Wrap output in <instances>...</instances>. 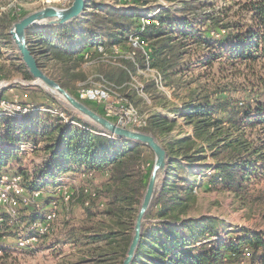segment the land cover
Listing matches in <instances>:
<instances>
[{"label":"trees","instance_id":"obj_1","mask_svg":"<svg viewBox=\"0 0 264 264\" xmlns=\"http://www.w3.org/2000/svg\"><path fill=\"white\" fill-rule=\"evenodd\" d=\"M221 1L223 5L215 6V2L185 0L174 10L166 7L146 14L113 5L101 11L96 9L100 3L90 5L86 0L81 17L63 25L35 27L28 33L27 42L39 66L59 71V76L49 75L63 88L62 79L72 76L83 63H97L96 78L115 87L133 105L139 90L151 93L158 83L178 88L174 76L214 64L220 73L225 65L229 67L228 75H221L228 81L217 83L213 91L199 81L202 72L184 82L188 97L182 107L167 109H181L187 128L183 133L173 134L176 119L156 110L146 115L139 111L147 121L141 130L152 133L163 145L168 167L146 214L131 264H227L244 258L249 264H264V232L232 236L236 231H230L222 237L220 217L189 215L197 203V182L238 189L251 178L264 177V0ZM233 6L237 8L232 10ZM11 11H0V43L5 45L11 43L9 27L25 15L12 16ZM148 14L150 22L142 23ZM133 34L146 42L147 51L129 45ZM125 50L128 55L123 54ZM15 59L12 65L24 79H30L20 58ZM236 66L249 71L253 80L243 71L236 74L242 76L241 82L228 79L237 72L231 70ZM150 69L154 70L150 81L141 87L133 85L134 75ZM4 91L0 89V100ZM40 91L70 123L39 109L53 106L44 103H31L34 109L20 117L17 112L0 114V172L11 162L20 163L21 144L35 147L43 142L36 149H43L46 156L32 173L16 167L28 189L55 186L61 183L59 175L68 172L84 179L73 186L65 207L78 205L80 216L65 212L55 219L50 235L61 229L64 240L89 245L85 250L95 260L100 257L103 264H121L150 173L145 158L153 153L140 143L102 133ZM85 186L94 191V197L84 193ZM95 242L97 246L90 245ZM0 249L7 251L1 245Z\"/></svg>","mask_w":264,"mask_h":264},{"label":"rangeland","instance_id":"obj_2","mask_svg":"<svg viewBox=\"0 0 264 264\" xmlns=\"http://www.w3.org/2000/svg\"><path fill=\"white\" fill-rule=\"evenodd\" d=\"M90 5L92 3L99 4L97 10L105 11L107 5H113L115 7H134L139 11H144L147 13H154L160 8H171L174 10L177 8L181 1L185 0H127L126 2L120 0L118 3H114L113 0H88ZM187 1V0H186ZM197 1H206V2H215V6L223 5L221 0H197ZM72 0H0V11H11V15H23L39 8H42L47 5H52L58 8H63L68 6ZM93 7V6H91ZM237 6H233L232 10H235ZM180 16L182 14L176 13ZM147 16V15H146ZM235 18H239L238 16ZM247 17H245V20ZM127 49V48H126ZM123 54L128 55V51L125 50ZM19 57V54L12 43L2 44L0 43V87L5 85V87L0 89H5L2 101L7 105L6 107H11L12 105H24L31 106V103H44L53 105L43 93L40 91L38 86H26L21 83H12L9 84V81H18V82H28L30 79H24L22 75L16 70L15 66L12 65V61L16 60L15 58ZM98 68L100 65L83 63L81 67L74 72L72 76H67L62 79L66 84V90L69 91L72 95L75 96L77 91L82 87L96 86L102 84L100 80L96 78L98 73ZM235 74L229 76L228 79L237 78L238 82H241L242 76L238 77V71L244 72L247 74L250 80H253L250 72L244 70V67L236 66L235 69H231ZM229 67L225 65L223 73L217 71V64H214L212 68H195L191 72L184 73V76H174L179 87L176 85L165 86L163 84H158L157 89L152 90V95H147L149 93L142 92L139 90V95L136 96L137 99L134 102L136 108L142 114H148L149 108L162 109L165 107L167 109H174L175 107L181 108L183 100H186L188 97V88L184 83L189 80L190 76L194 77L198 73H204L200 78V82L207 85L206 89L208 91H213L216 88L217 83H226L228 80L222 79L221 75H228ZM47 74H54V76H59V71L53 69L52 67H47L45 70ZM141 76L134 75L133 85L141 87L144 81H148L154 75V70L142 71ZM235 81V80H233ZM2 83V84H1ZM195 84L193 83V87ZM189 87V86H188ZM141 97V99H139ZM0 100V101H1ZM31 101V102H30ZM58 102V101H57ZM60 103V102H59ZM91 108L95 110V105L92 102H86ZM63 105V104H62ZM58 108V107H56ZM59 109V108H58ZM0 110H3V106H0ZM60 110V109H59ZM66 115V114H65ZM170 115V116H169ZM168 116L172 119H176L177 124L173 134L183 133L186 131V126L184 125L182 119L179 115H172L171 113ZM67 116V115H66ZM1 132V128H0ZM43 142H39L38 146H42ZM29 147L26 151L27 153L19 161H14L9 163L4 170H11L12 168L16 169L19 167L21 169L29 168L32 172L38 163L31 161V159H37L42 156L41 148L38 147ZM19 164V165H18ZM153 164V156L147 155L145 158V165L149 166L151 169ZM18 165V166H17ZM26 167V168H25ZM194 167H196L194 165ZM200 181V180H198ZM204 182H197V203L195 209L190 212V216L198 217L199 215H212L220 217L223 221V227L220 231L221 236L225 237L227 232L236 231L231 235L234 236L239 233L246 232H264V177L251 178L248 181L243 183L241 188H226L223 185H210L208 181L203 180ZM94 182H97V179H94ZM63 207V206H62ZM63 214L69 212L73 217H79L81 214V209L78 205L71 206V209L68 207L67 210L63 208ZM60 218V217H59ZM62 218V216H61ZM55 229V228H54ZM0 232L4 233L5 244L7 245V251L5 253H0V264H103L95 260L96 256H91L86 252L88 246H84L83 243L78 245L73 244L64 240V232L61 229H56L54 235H50L48 238L42 239L41 242L36 244L32 249H16L14 248L15 240L12 236V229H5L0 227ZM92 246H97L98 242L90 244ZM100 245V244H99ZM118 261L114 264H118ZM104 264H112V262H106ZM227 264H249V259H239L231 260Z\"/></svg>","mask_w":264,"mask_h":264},{"label":"built area","instance_id":"obj_3","mask_svg":"<svg viewBox=\"0 0 264 264\" xmlns=\"http://www.w3.org/2000/svg\"><path fill=\"white\" fill-rule=\"evenodd\" d=\"M150 15L143 18L142 23L148 24ZM129 45L132 48H141L143 51L148 50L146 42L137 34L129 36ZM75 97L84 103H94L101 109V114L104 117L123 127L142 129L147 124L146 118L136 106L120 96L117 89L111 85L102 83L96 86L82 87L77 91ZM0 106H3L0 114L12 115L17 112L18 117L21 113L34 109L29 105H12L4 108L7 105L2 100ZM39 109L58 115L65 122L70 123L65 113L56 107H41ZM29 147L31 148L29 144H21L18 153L24 156ZM26 169L32 173L29 168ZM76 183L72 179L51 188L30 190L22 183V176L18 170L11 169L0 172V227L12 229V236L15 240L14 248L32 249L41 242L43 237L51 234L55 219L64 215L62 210L68 206L73 194V186ZM83 191L91 197L95 195L88 186H85ZM85 204H88V201ZM0 234V245L7 247L4 233L0 232ZM1 252L2 249H0Z\"/></svg>","mask_w":264,"mask_h":264},{"label":"water","instance_id":"obj_4","mask_svg":"<svg viewBox=\"0 0 264 264\" xmlns=\"http://www.w3.org/2000/svg\"><path fill=\"white\" fill-rule=\"evenodd\" d=\"M85 8L86 0H72L66 7L58 8L47 5L29 12L13 22L8 29V35L32 80L25 83L14 80L9 81V84L21 83L26 86H38L56 101L69 108L72 112L76 113L78 117L94 126L102 133L132 143H140L152 151L153 164L150 169L145 191L135 215L131 240L121 262V264H131L139 246L146 214L151 206L155 193L161 187L165 179L168 167L167 152L152 133L141 129L123 127L107 119L86 103L78 100L39 66L27 42L28 33L33 28L70 23L74 19L81 17ZM3 87H5V85L0 88Z\"/></svg>","mask_w":264,"mask_h":264},{"label":"crops","instance_id":"obj_5","mask_svg":"<svg viewBox=\"0 0 264 264\" xmlns=\"http://www.w3.org/2000/svg\"><path fill=\"white\" fill-rule=\"evenodd\" d=\"M150 70H152V69H150ZM152 77H154V75L152 76ZM151 77V78H152ZM149 81H150V79H149ZM158 84H161V83H158ZM157 87H158V85H157ZM147 95H152V92L150 93L149 92V94H147ZM42 103V102H41ZM42 107V105L40 106V108ZM159 111L161 114H163V115H166V116H168L170 113L172 114V115H179L180 116V110L178 111V112H171V111H166L165 109H164V107L160 110V109H154V108H149V113H151L152 111ZM170 116V115H169ZM168 116V117H169ZM40 147H42V146H40ZM41 151H42V156L41 157H39V158H37V159H31L30 160V162L31 161H35V163H40L42 160H43V158L46 156V154H45V152H44V150L43 149H41ZM27 153V152H26ZM25 153V154H26ZM58 179L60 180V182H68V180H72V179H74L77 183H80V182H82V180H84V179H81V177L80 176H78L77 175V173H71V172H68L67 174H65V175H59V177H58ZM47 188H51V186H46Z\"/></svg>","mask_w":264,"mask_h":264}]
</instances>
